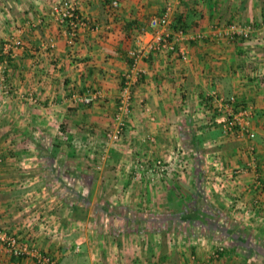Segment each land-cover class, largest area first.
Here are the masks:
<instances>
[{
    "label": "crops",
    "instance_id": "crops-1",
    "mask_svg": "<svg viewBox=\"0 0 264 264\" xmlns=\"http://www.w3.org/2000/svg\"><path fill=\"white\" fill-rule=\"evenodd\" d=\"M58 1L0 0V230L58 264H262L264 0L175 1L186 61L150 50L169 0H72L83 25L71 46L49 17ZM230 24L258 40L229 39ZM132 50L140 74L109 143ZM212 93L250 108L248 136L224 135ZM157 161L167 170L149 173ZM37 217L50 231L25 233ZM0 264L34 262L0 249Z\"/></svg>",
    "mask_w": 264,
    "mask_h": 264
},
{
    "label": "built area",
    "instance_id": "built-area-1",
    "mask_svg": "<svg viewBox=\"0 0 264 264\" xmlns=\"http://www.w3.org/2000/svg\"><path fill=\"white\" fill-rule=\"evenodd\" d=\"M175 1L177 0H169L166 2L163 12L158 17L150 19V27L163 30L156 43L150 46V50L173 53L176 54L182 61H186L188 59L186 48L180 45L181 41L185 38V32L179 27H176L175 29L172 28V31H170L169 17ZM119 2L120 0L111 1L110 8L112 10H116L119 6ZM49 17L61 27L68 45H73L77 37L78 28L83 25V22L77 14L76 3L72 0H59L58 2L52 3ZM260 26L261 28H264V16L261 19ZM225 32L229 39H232L237 35L245 41L258 40V38H256L253 34V31L242 29L236 24L228 25ZM201 37V35H198L196 36V39H201ZM22 46V41L20 39H16L6 43L3 50L5 54L10 55V58H14L16 56V50L22 48ZM140 54L141 52L139 50H132L129 53V56L133 61L132 67H134L135 71L132 70L123 75L114 116L111 124L105 132V137L109 143L115 144L122 139L125 121L129 115L132 105L131 96L133 87L137 81L136 76L138 77L140 74L135 68V63L140 58ZM99 97V92L93 91L83 96L76 95L75 100L84 105H89ZM209 97L215 104L216 111L222 114L223 120L221 127L225 136L243 137L249 135V125L253 114L247 105L242 106L234 96L226 99L212 93ZM149 140L152 141V139ZM252 150L253 149L250 148V151ZM97 169H99V167H97ZM166 170V165L162 161H157L150 169L149 173L163 174ZM36 223L40 224L41 230L46 234L50 231L46 219L44 217H37L33 219L32 223L25 224V233H29L31 231V227H33ZM0 249L10 256L18 259H32L34 264H58L54 257L41 252L37 247V243L31 241V239L20 238L3 230H0ZM74 252H79V246H74Z\"/></svg>",
    "mask_w": 264,
    "mask_h": 264
},
{
    "label": "trees",
    "instance_id": "trees-1",
    "mask_svg": "<svg viewBox=\"0 0 264 264\" xmlns=\"http://www.w3.org/2000/svg\"><path fill=\"white\" fill-rule=\"evenodd\" d=\"M177 26H173V29H175ZM180 28V27H179ZM0 59H1V57H0ZM6 59L9 61L11 58H10V55L9 54H6ZM240 104L242 105V106H245V104L244 103H241L240 102ZM209 105V104H208ZM262 264H264V262L262 263Z\"/></svg>",
    "mask_w": 264,
    "mask_h": 264
}]
</instances>
